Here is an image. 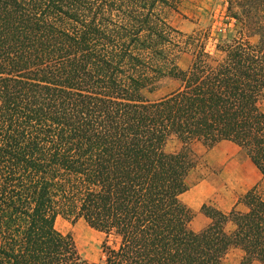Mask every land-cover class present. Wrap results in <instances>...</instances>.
<instances>
[{
	"label": "trees",
	"instance_id": "1",
	"mask_svg": "<svg viewBox=\"0 0 264 264\" xmlns=\"http://www.w3.org/2000/svg\"><path fill=\"white\" fill-rule=\"evenodd\" d=\"M186 1L0 0V264H91L59 218L105 235L99 264H224L232 247L264 264L258 187L245 213L204 204L200 232L180 200L197 144L234 142L264 180V0H226L236 28L213 53L209 30L173 24Z\"/></svg>",
	"mask_w": 264,
	"mask_h": 264
},
{
	"label": "crops",
	"instance_id": "2",
	"mask_svg": "<svg viewBox=\"0 0 264 264\" xmlns=\"http://www.w3.org/2000/svg\"><path fill=\"white\" fill-rule=\"evenodd\" d=\"M198 145L204 149L201 154L203 162L212 172L195 183L189 184L187 181L189 189L180 196L181 202L194 213L190 226L195 232L204 230L211 223V219L201 211L204 204H211L224 214L234 209L245 213L247 207L240 199L263 180L261 172L246 152L234 142L221 141L209 149ZM226 230L232 234L235 225L228 223ZM243 258L244 252L232 247L224 264H240ZM251 264L263 263L256 260Z\"/></svg>",
	"mask_w": 264,
	"mask_h": 264
},
{
	"label": "rangeland",
	"instance_id": "3",
	"mask_svg": "<svg viewBox=\"0 0 264 264\" xmlns=\"http://www.w3.org/2000/svg\"><path fill=\"white\" fill-rule=\"evenodd\" d=\"M228 3L226 0H187L184 2L179 13L174 14L173 24L184 34L191 35L197 31L210 32V39L207 42V49L215 52L216 44L220 36H227L234 32L236 28L235 21L227 17ZM193 61L191 52L182 53L178 60L181 70L190 67ZM179 85L174 80H166L146 96L149 100H158L171 93ZM264 109V101L261 103ZM172 148L176 144L171 145ZM200 145L195 146V151L199 156L197 167L191 172L188 183L192 184L203 176L210 174L212 170L203 162ZM258 192L264 196V180L258 185ZM57 229L63 234H70L81 256L91 264H99L103 258L102 244L105 241V235L91 229L83 220L71 222L64 218H59L56 223ZM191 227V226H190ZM243 261V260H242ZM240 262V264L242 263Z\"/></svg>",
	"mask_w": 264,
	"mask_h": 264
}]
</instances>
